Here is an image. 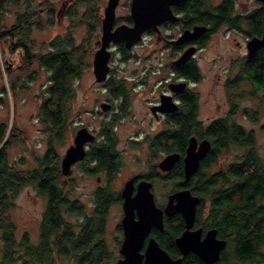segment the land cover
<instances>
[{"label": "rangeland", "instance_id": "rangeland-1", "mask_svg": "<svg viewBox=\"0 0 264 264\" xmlns=\"http://www.w3.org/2000/svg\"><path fill=\"white\" fill-rule=\"evenodd\" d=\"M14 1L17 2L14 3ZM74 1V4H70V0H8L4 4L7 5L4 23L7 26L13 24L17 9H22L23 3L27 4L28 2L38 11L37 15L42 20L41 27L35 28L31 34L37 42L35 47L46 51L53 39L56 40L57 37L63 36L64 41L73 51L74 59L80 57L78 74L70 79L74 95L67 103L69 108L65 128L60 138L50 139L55 152L53 159L56 162L55 165L60 168L61 157L65 149L73 142L74 135L81 126H85L88 131H93L95 134L93 139L96 141L93 145L101 142L104 139L103 131L110 128L116 142L115 149L119 153V168L110 180V190L113 191L120 188L127 175L145 172L148 168L147 165L162 156L159 155L155 158L150 156L149 143L154 135L164 128V122L154 119L147 107L154 94L148 87L157 80L155 78L161 75V72H154L152 77L146 78L143 86L131 84L139 82V78L145 71L144 67H159L167 55L166 51L163 53L162 47L156 45L151 37H146L142 46L136 45L133 48L135 53L141 54L140 60L139 56H135L122 61L119 55H115L111 61L113 70L110 71V76L123 79L128 84L127 87L130 91L127 109L121 111L119 99L114 98L102 83L95 80L91 60L97 36L95 28L92 33L90 32L84 14V5H104L106 0ZM129 2L130 0H120L117 13L121 18L127 15ZM237 3L239 5H236V11L242 15L255 6L251 0H241ZM50 8L52 9L51 15L49 14ZM241 27V30L235 31H230L226 27L218 29L214 32V37L208 42L206 48L200 52L198 61L204 77L194 86L199 94L198 116L205 123L211 117L225 116L229 113L234 122L239 123L246 130H252L255 149L264 158V102L259 98L261 90H254L250 85L249 91L248 85L242 82L238 86L225 84L227 79L232 77L230 75L238 71V61L241 60V56L245 52L243 37L245 27L243 25ZM41 42L44 45L37 46ZM6 54V57L2 56L1 69H11L13 75L19 77V86L15 89L16 94L14 95L10 90L5 101L0 99V119L8 120L10 127L8 132L10 140L6 147L7 160L16 167L32 169L38 166L37 157L44 155L52 133L49 124L42 121L40 115L41 94L45 85L48 84V73L35 59L32 65L36 70L34 79L28 80L27 87L21 86L25 85L22 83V78H26V72L20 52L19 50L11 52L7 47ZM213 57L214 66L211 64ZM2 77L5 86L9 87L10 80L4 72H2ZM147 83L149 84L147 85ZM245 92L247 94L241 96V93ZM100 101H109L112 104L110 110L105 114L97 111L100 109ZM241 150H243L242 147L229 145L227 154L218 156L219 161L223 160L224 164L225 160H231L234 153ZM92 165L77 162L71 166L68 175L60 179V182L65 183L63 187L69 201H74V205L80 208V210L69 211L67 207H61L62 214L69 223L78 221L83 216L91 215L96 209L94 189L104 185L107 176L102 172L97 181L96 175L87 173V169ZM218 168V164L213 162L204 167L203 171L211 173ZM170 185L171 188L174 187L173 181L170 182ZM166 186L168 185L157 182L154 187L156 193L160 195V200L161 194L167 190ZM205 199V204H209V195H206ZM164 201H166V197ZM45 202L46 197L41 195L31 184L25 185L14 197L9 216L14 223L16 241L19 240L25 229L35 237ZM106 214L104 233L106 241L110 242L116 238L119 207L111 204ZM3 248L0 229V264H20L18 259L11 263L4 261ZM111 248H113L112 245ZM225 250L229 264L251 262L262 264L260 257H264V233L257 243V254L253 255L251 259H240L234 254L231 243ZM57 264L72 263L66 258L59 257ZM100 264H116V261L104 256Z\"/></svg>", "mask_w": 264, "mask_h": 264}, {"label": "trees", "instance_id": "trees-1", "mask_svg": "<svg viewBox=\"0 0 264 264\" xmlns=\"http://www.w3.org/2000/svg\"><path fill=\"white\" fill-rule=\"evenodd\" d=\"M6 2L8 0H0V99L5 101L10 90L15 95V89L19 86L18 75L14 76L11 69H1L2 56H7V47L11 52L15 50L20 52L26 72V78H22V83L25 85L21 86L27 87L28 80L34 79L36 70L32 65L35 59L48 73V84L45 85L41 94L40 115L41 120L49 124L52 133L48 148L44 155L38 159V166L27 170L25 179L26 182L33 183L39 192L47 198L41 222L42 235L46 236L48 233L47 227L49 230L57 231L60 255L66 256L72 252L75 255L80 254L73 264H97L94 261L98 258L90 256V262L86 263L84 257L102 252L98 245L91 249L89 243H92L95 233L100 234L102 231V215L111 201L107 198L96 202L95 211L86 217L87 221L80 225V234L74 237L71 224L64 218L61 207L65 206L69 211L80 210V208L74 205V201H69L63 187L65 183L60 182L61 177L66 175L62 174L60 168L55 165L56 162L53 159L55 152L50 142L51 138H60L65 128L69 108L67 103L74 95L70 79L78 74L80 57L74 59L73 51L69 45L63 43L59 38L53 39L46 51L36 48L37 42L31 34L35 28H40L42 24L37 15L38 11L32 5H22L23 8L17 9L15 12L14 23L7 26L4 23L7 10V5L4 4ZM231 9L232 5H221L217 11L218 15L214 17L215 25L225 21L227 13ZM51 13L52 10H49L50 15ZM263 17L264 5H259L250 13L242 17L238 15L229 22L236 25L239 18L249 20L252 34L255 30H260ZM256 24L257 26H255ZM42 45L44 43L41 42L37 46L41 47ZM261 65L258 63L256 70L253 69L255 64L250 62L243 67V72L250 76L255 86L263 85L264 82V63L261 62ZM2 72L10 80L9 87L4 84ZM119 82L113 77L109 78L108 89L114 94L122 93L124 89L119 85ZM207 128L205 133L211 138L212 143L207 156L201 161L189 180L182 183L199 198L196 204L195 224L216 228L218 237L225 239L227 245L229 243L233 245L235 255L240 259H251L253 255L257 254V243L264 233V158L255 149L252 130H246L239 123L233 122L228 125L225 119L218 118L211 122ZM9 130L8 120L0 119V229L4 244L3 260L11 263L15 259H19V256L18 242L13 236L14 223L9 216V209L15 197L14 191L16 187L20 186V178L15 172L10 171L6 161V147L10 140L8 138ZM105 130L103 142L96 144L97 146H94L89 153L98 168L111 171L115 169L117 157L114 151L115 139L110 128ZM187 134L188 131L186 130L184 133L182 122L177 118L172 121L168 135L170 143L165 147L182 152L187 144ZM150 145L157 146L158 143L153 139ZM229 145L242 147L243 150L234 153L231 160H225L223 166L218 170L205 173L204 167L215 162L218 156L227 154ZM171 177L179 179L181 169L172 173ZM103 193L107 192L104 190ZM206 195L210 197L207 207L204 206ZM205 209L206 211H204ZM225 248L214 264H229ZM184 258L183 264H202L193 253L187 254ZM260 259L264 264V257H260Z\"/></svg>", "mask_w": 264, "mask_h": 264}, {"label": "flooded vegetation", "instance_id": "flooded-vegetation-1", "mask_svg": "<svg viewBox=\"0 0 264 264\" xmlns=\"http://www.w3.org/2000/svg\"><path fill=\"white\" fill-rule=\"evenodd\" d=\"M238 1L241 2V0H183L177 3H173L170 5V9L172 14L175 16V18L173 20L170 19L164 20L160 24H157V27L155 29L153 27H149L145 29L141 33L140 39L134 42L130 46V48L125 47L124 42L122 40L109 41L107 45V49L110 52L108 59L109 70L106 74L105 79L97 82L102 83L104 85V88L107 89V91L114 98L119 99L120 101L119 109L121 111H126L127 109L130 91H129V87H127L128 84L123 79L110 76V71L113 70V67L111 65L112 59L115 57V55H119L122 61H126L127 59L135 56L136 57L139 56V60H140L141 54L138 55V53H135L133 51V48L136 45L142 46V43L144 42V39L146 37L153 38L156 45L162 47V49L164 50L163 53L166 51L167 58L165 59L163 64L159 65V67L157 66L154 68L144 67L145 71L143 73V76L139 78L138 80L139 82L137 84L136 83L131 84V85L143 86L145 85L146 78L150 77L154 72L157 71L161 72V75L155 78L157 80L148 87L149 90H152L154 94L151 102H148L147 107L154 119L164 122V128L158 131L154 135V138H152V140L149 143L150 156L152 157L154 156L153 158L159 155L162 156L158 158L157 161H153L149 165H147L148 168L145 172H137L127 175L120 188L111 191L110 180L111 177L119 168V153L116 151L114 146V151L117 154V157L115 159V169L111 171L108 169H101L96 166L95 160L92 159V157H90V153H89L90 150L91 151L93 150L94 146L95 147L97 146V145H93L95 144L94 142L96 140L93 139L91 140L92 142L91 141L85 142L84 156L80 160H77L76 162L72 163L71 166L77 162L93 164L92 167L86 169L89 175H96L95 178L97 181L100 179L99 174H102V172L105 173L107 176L106 177L107 181L106 183H104V185L97 186L94 189V196L96 202L103 201L107 198H109L111 202L110 204H108L106 210L104 211V214L102 215V219H103L102 231L100 232V234L95 233L93 236L92 243L91 244L89 243L91 249H93L95 246L98 245L99 249H101L102 252L100 251L98 253H94L91 255L89 254V256H85L84 262L86 263L90 262V256H93L95 258H98L94 262L100 264L101 259L104 256H107V258L109 257L112 260L115 259L117 264V260L124 257L123 254L120 252V248L124 238V226L122 224V219L125 215L124 202L125 200L128 199L131 200L132 198H135L137 195H139L141 193L140 191L143 190L144 186L146 187L145 190L147 189L149 192H151L152 200L154 201L155 206L160 209H163V207L165 206L168 200V196L170 195L171 192L177 189L188 187L182 184L183 183L182 156L185 152V149L182 152L180 151L178 152L177 150H172L169 149L168 147H165V145H168L170 143L168 139V135H169V129L171 128L172 125V121L176 120L177 118L181 120L182 129L184 133L186 132V130L188 131L187 140L190 136H194L198 143L202 138H208L210 141V147L212 144L211 138H209L208 135L205 133V131L208 129L207 126L218 118L225 119V122L228 125L234 122L231 119L229 113H227V115L225 116H219L215 118L211 117L205 123H203V121H201V119L198 116L199 94L198 91L194 88V86L197 85L204 77L198 59L200 58V52L206 48L208 42L211 41V39L214 37V32H216L218 29L222 27H226V29L230 31H235V30H241L242 28L241 25L245 27L243 30L245 52L243 53V56H241L242 57L241 60L238 61L239 63L238 71L230 75L232 77H230V79H227L225 84L229 86L231 85L238 86L242 82L243 84L248 85L249 91L251 85L253 86L254 90L255 89L261 90V94H260L261 97L259 96V98L262 102H264V82L263 85L255 86V83L252 81L250 76L243 72V67L248 62L255 64V66H253L254 70L257 69L256 65L258 63L260 64V66H262L261 62L264 63V45L258 48L253 53L252 56H247L248 50L246 46L247 41L250 37L261 36L264 29V17L259 27L260 30L259 31L255 30L254 33L252 34L250 32L251 23H249V20L239 18L238 23L236 25H233L229 22V20H233L234 17L238 15L242 17L243 15L250 13L253 9L259 7V5H264V0H251L252 4L255 6L248 12L244 13L243 15L239 14L236 11V5H239L237 3ZM74 2H75L74 0H70V4H74ZM107 2L108 0H106L104 5H84V14L87 18L88 26L90 27V32L92 33V31L95 28V32L97 36L94 52L96 51L97 48H99L101 43L100 37L102 32V20L104 17V10L105 7L107 6ZM119 2L120 0H117L116 5L114 6L112 25H111L112 29L122 23L127 25H131L133 23L129 10L130 5H127L128 13L127 15L124 16V18H121L120 15H118L117 9L120 6L118 5ZM23 5H30V4H28L27 2V4L23 3ZM221 5H232V9L227 13V17L225 21H223L218 25H215L214 17L218 15L217 11ZM50 10L52 9L50 8ZM40 21L42 20L40 19ZM195 26H204L205 28L196 36L185 38L179 42L175 41L184 31L186 30L192 31ZM255 26H257V24ZM57 38L62 39V42L66 44V42L63 39V36H59ZM185 52L189 53L187 55V58L183 62L178 63L177 62L178 58L181 57ZM211 64L212 66H214V57L211 61ZM92 71H93V64H92ZM112 77L115 80L120 81L119 85H121L124 89L122 93L114 94L108 89L107 81L109 78ZM148 84L149 83H147V85ZM246 94L247 92L243 94L241 93V96H245ZM102 102L108 103L109 106L106 109H102L100 106ZM111 106L112 104L109 101H100L99 102L100 109H97V111L98 113L105 114L108 112V110H110ZM91 132L93 133V131ZM110 132L113 135V131L111 130ZM103 133L105 138L106 130H104ZM93 135L95 134L93 133ZM153 139H155L156 142L158 143L157 146L150 145ZM103 140L99 143H102ZM91 144L92 146H90ZM173 151H177L180 154L179 159L169 169L160 168L158 163L164 158L166 154ZM206 156L207 154L200 160V164L201 161ZM39 158L41 157H37V159ZM6 161L10 171L15 172V174L18 175L20 178L19 180L20 186L16 187L14 191L15 196L20 191V189H22L25 185L31 184L34 186L33 183L26 182L25 180L27 177L26 171L31 169L19 168L14 166V164L8 162L7 151H6ZM218 161H219V157H217L215 162L218 164V167L221 168L223 166L222 165L223 160L222 162L221 161L218 162ZM71 166L69 171L72 168ZM179 169H181V177L179 178L180 181H178L179 179L175 177L173 178L171 177V174L172 173L174 174L175 171L177 172ZM68 173L65 175H68ZM172 181L174 184L173 188H171L170 185V182ZM157 182L163 183V185L165 184L168 185L166 186L167 190L161 194L162 197L161 200H160V195L156 193L154 189ZM35 189L37 188L35 187ZM104 190L107 192L106 194L103 193ZM165 197H166V201H164ZM46 204H47V198L45 202V207L41 212V217L37 225V233L35 237L31 236L28 233V231L25 229L21 233L19 240L16 241L18 242L19 263L20 264H57L59 257H61L70 260L71 263L73 264L76 262L77 258L80 257V254L78 253V255H75L72 252L67 254L66 256H61L58 250L57 231L49 230V227H47L48 233L46 234V236L42 235L43 231H42L41 222H42L43 212L46 209ZM111 204L117 205L119 207V217L116 223V238L113 241L108 242L106 241L105 238L104 225L106 223V218H107L106 213L108 208L111 206ZM207 205L208 204H204L205 207H207ZM204 211H206V209ZM87 216L88 215L83 216L82 219L70 223L71 231L74 233V237H77V235L80 234V230H81L80 225L87 221L86 219ZM138 219H139V214L137 212V208L133 207L131 221H136ZM198 228L200 229V238H201L209 228H214V227H208V226L205 227L203 224H195V219H194L192 229H198ZM183 229H184V219L180 213L176 212L172 215H168L163 211L161 216L160 227L155 223H151L147 233L142 238L138 252L142 253L143 256L141 257L138 264H144V251L148 244L149 238H153L158 244V246L164 249V251L171 258L181 257L182 259L180 264H183V261L185 259L184 257L187 254L192 253V252H187L185 254H182L177 244L175 243V237H177L183 231ZM13 236H14V232H13ZM109 245L110 248H108ZM111 245L113 248H111ZM226 245H227V241L225 243V247ZM224 248L221 250V252L224 250ZM199 260L202 264H207L203 262L200 258ZM214 263L215 262L209 264H214ZM255 264H260V263L256 262Z\"/></svg>", "mask_w": 264, "mask_h": 264}, {"label": "water", "instance_id": "water-1", "mask_svg": "<svg viewBox=\"0 0 264 264\" xmlns=\"http://www.w3.org/2000/svg\"><path fill=\"white\" fill-rule=\"evenodd\" d=\"M180 1L183 0H130L129 10L133 23L131 25L122 23L112 29L113 10L117 0H108L102 20L101 43L94 52L92 59L95 80H104L109 70L110 52L107 49L109 41L122 40L125 47L130 48L134 42L140 39L141 33L145 29L149 27L155 29L157 24L166 19L173 20L175 16L171 12L170 5ZM204 28V26H195L192 31L186 30L175 41L179 42L185 38L196 36ZM263 45L264 29L261 36H252L248 39L246 44L247 56H252ZM188 54L185 52L178 58L177 62H183ZM100 106L102 109H106L109 104L102 102ZM93 137L94 135L84 126L76 131L73 142L65 149L60 160L62 174H67L71 164L84 156V144L91 141ZM209 148L210 141L207 138H202L198 143L194 136L188 138L182 156L183 183L187 182L198 169L200 160L207 154ZM179 157L180 154L177 151L170 152L164 156L158 165L162 169H169ZM145 188L144 186L143 190L140 191L141 193L135 198L124 202L125 215L122 219L124 238L120 248V252L124 257L118 259L117 264H138L143 256L142 253L138 252L142 238L147 233L151 223H155L160 227L163 211L168 215L178 212L184 219V229L175 237V243L182 254L192 252L207 264L216 262L219 259L221 250L225 247L226 241L217 237L216 228H209L201 238L200 229H192L196 204L199 199L198 195L193 194L189 188L174 190L168 196L163 209H160L155 206L151 192L145 190ZM133 207L137 208L139 214V219L136 221H131ZM181 259V257L171 258L164 249L158 246L153 238H149L144 251V264H180Z\"/></svg>", "mask_w": 264, "mask_h": 264}]
</instances>
